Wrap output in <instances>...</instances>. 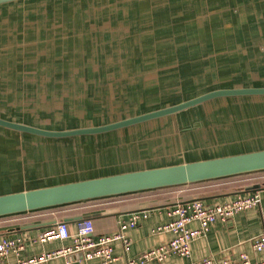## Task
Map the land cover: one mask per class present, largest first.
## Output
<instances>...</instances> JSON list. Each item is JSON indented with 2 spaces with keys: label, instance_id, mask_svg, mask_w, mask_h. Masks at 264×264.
I'll use <instances>...</instances> for the list:
<instances>
[{
  "label": "rangeland",
  "instance_id": "1",
  "mask_svg": "<svg viewBox=\"0 0 264 264\" xmlns=\"http://www.w3.org/2000/svg\"><path fill=\"white\" fill-rule=\"evenodd\" d=\"M18 4L0 9V117L7 120L90 127L217 87L264 86V0ZM248 102H213L127 131L60 142L0 129V193L182 162L195 151L212 158L262 150L264 98Z\"/></svg>",
  "mask_w": 264,
  "mask_h": 264
},
{
  "label": "crops",
  "instance_id": "2",
  "mask_svg": "<svg viewBox=\"0 0 264 264\" xmlns=\"http://www.w3.org/2000/svg\"><path fill=\"white\" fill-rule=\"evenodd\" d=\"M21 4H13L0 7L15 9L16 6ZM25 11V10H24ZM193 56V55H191ZM197 56L201 60V55ZM186 62L182 63L185 64ZM196 75V74H195ZM204 83L210 79L202 78L201 75H196ZM40 84V83H39ZM252 86H224L206 90L201 93L228 88H243ZM254 87V86H253ZM199 94V95H201ZM198 96V95H197ZM196 97V96H195ZM249 100L241 99H226L216 102H243V106H248ZM213 103V102H212ZM253 103V102H252ZM202 108V107H201ZM200 109H198L199 111ZM23 123V122H22ZM217 123H221L218 121ZM26 124V123H25ZM220 133V132H218ZM223 135V133H220ZM181 138L180 134L175 135ZM226 137V136H225ZM199 153L195 151L189 155L188 159L182 162H191L197 160L208 159L198 157ZM231 155V154H227ZM194 156V157H193ZM218 157V156H216ZM211 158V157H210ZM228 185L231 182L221 183H205L196 187H186L183 189H176L173 191L165 192H147L139 193L124 197H116L93 201L85 203L86 206L78 207L77 209H67L59 211L37 212L32 214L6 217L0 219V242L5 238H21L25 242V249L17 257L14 254L8 256L6 262H16L17 260H29L33 257L39 256L43 253L54 252L63 248H68L73 245V240H51L44 244L33 243L32 239L36 238L39 234L50 230V228H36L28 231L12 233L17 229H24L26 227H35L37 225L57 221L61 223L65 219L73 218L82 215H97L95 220H91L94 224L95 233L98 236H111L117 233L120 223L129 221L136 213H147V219H142L138 227L131 228L127 231L129 239V249L126 251L120 242L113 243L114 256L120 258V261L114 264H127L128 259H135L141 254L163 245L173 239L174 235L168 232H158L157 229L164 225L171 223L174 218L169 216V212L178 203L194 198H207L216 197L220 195L230 194L234 191L244 190L255 184L262 187L260 195V204L248 210H244L235 214L228 221H217L211 225L208 233L196 239L191 243V255L188 258L180 256H171L162 263L149 262L146 264H195L206 259H212L214 264L227 259L230 261H238L241 255H248L249 259L253 262L264 260V252L257 253L253 249V242L255 239L264 234V177L258 183L247 184L243 186H236L229 189ZM58 184V183H56ZM53 185V184H51ZM43 186V185H42ZM250 194L227 196L221 198H214L202 200L205 205L214 206L235 201L238 197H244ZM70 232L75 233L76 224H68ZM198 223L194 222L189 225V229L194 230L198 228ZM54 229V228H52ZM9 233V234H8ZM1 262V260H0ZM43 264H104L100 260L84 261L80 253L73 254L68 257H62L49 261Z\"/></svg>",
  "mask_w": 264,
  "mask_h": 264
},
{
  "label": "water",
  "instance_id": "3",
  "mask_svg": "<svg viewBox=\"0 0 264 264\" xmlns=\"http://www.w3.org/2000/svg\"><path fill=\"white\" fill-rule=\"evenodd\" d=\"M23 1L28 0H0V7ZM257 98H264V86L216 89L174 105L90 127L46 129L0 117V129L37 140L60 142L127 131L155 121L179 115L184 116V114L190 111H197L204 105L220 100L246 99L254 101ZM184 131L187 130L185 129ZM179 134L181 136V133ZM4 166H7V164L4 163L2 167ZM5 172L3 171L1 174ZM262 172H264V149L191 162L133 168L117 173L0 193V219L144 192L187 187ZM260 191H262V187L255 184L244 190L234 191L230 194L188 199L178 204L184 205L195 201L221 198V196L257 194ZM98 217L97 215H82L65 219L62 222L77 224L86 220H95ZM58 224L60 223L57 221H49L35 227H26L22 230L17 229V231L10 234L36 228L52 229L56 228ZM81 255L83 256L82 253H80Z\"/></svg>",
  "mask_w": 264,
  "mask_h": 264
},
{
  "label": "built area",
  "instance_id": "4",
  "mask_svg": "<svg viewBox=\"0 0 264 264\" xmlns=\"http://www.w3.org/2000/svg\"><path fill=\"white\" fill-rule=\"evenodd\" d=\"M260 204V195L250 194L238 197L235 201L208 206L203 201H195L184 205H176L169 212L174 220L157 229L158 232H168L174 235L167 243L141 254L135 259H128L127 264H146L149 262L162 263L171 256L188 258L191 255V243L198 238L205 236L211 225L217 221H228L235 214L251 209ZM147 213H136L129 221L120 223L116 234L111 236H98L95 233L94 224L91 220L82 221L76 224L75 233L70 232L67 223L61 222L54 229L39 234L32 242L44 244L51 240L72 239L73 245L50 253H43L29 260H17L6 262L9 255L17 257L25 249V242L21 238H5L0 242V264H43L58 258L68 257L76 253H82L84 261L100 260L104 264H114L120 258L114 256L113 243L120 242L124 249H129L127 231L136 228L142 219H147ZM198 223V228L191 230V223ZM253 249L257 253L264 252V234L253 242ZM195 264H214L212 259H206ZM218 264H264V260L253 262L248 255H241L240 260H223Z\"/></svg>",
  "mask_w": 264,
  "mask_h": 264
},
{
  "label": "trees",
  "instance_id": "5",
  "mask_svg": "<svg viewBox=\"0 0 264 264\" xmlns=\"http://www.w3.org/2000/svg\"><path fill=\"white\" fill-rule=\"evenodd\" d=\"M18 4V3H17ZM262 174V177H264V172L262 173H257L256 175H260ZM250 175H246V177H249ZM243 176H239V177H233V178H228V179H222V180H217V181H212V182H207V183H221V182H231V184H234L236 186H243V185H247V184H255V183H258V181L261 180L262 177H259V178H254V179H243V180H240V181H234L235 179H238V178H241ZM205 183H202V184H196V185H192V186H187V187H196V186H200V185H203ZM183 188H186V187H179V188H172V189H164V190H158L157 192H165V191H173V190H176V189H183ZM151 192H154V191H151ZM144 193H147V192H144ZM129 196V195H127ZM124 197V196H122ZM82 206H86V204H78V205H73V206H67V207H63V208H58V209H52V211H59V210H67V209H77L78 207H82ZM49 211V210H48ZM47 210L44 211V212H48ZM51 211V210H50ZM49 211V212H50ZM38 214V213H37ZM14 217V216H12Z\"/></svg>",
  "mask_w": 264,
  "mask_h": 264
}]
</instances>
